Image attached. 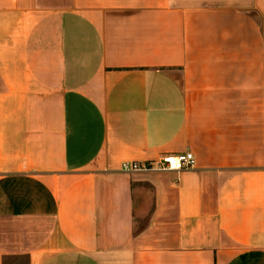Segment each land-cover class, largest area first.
I'll use <instances>...</instances> for the list:
<instances>
[{"label":"crops","instance_id":"crops-1","mask_svg":"<svg viewBox=\"0 0 264 264\" xmlns=\"http://www.w3.org/2000/svg\"><path fill=\"white\" fill-rule=\"evenodd\" d=\"M0 264H264V0H0Z\"/></svg>","mask_w":264,"mask_h":264},{"label":"built area","instance_id":"built-area-1","mask_svg":"<svg viewBox=\"0 0 264 264\" xmlns=\"http://www.w3.org/2000/svg\"><path fill=\"white\" fill-rule=\"evenodd\" d=\"M194 167L192 153L165 154L156 160L145 162L122 163L119 171L122 173H164L180 172Z\"/></svg>","mask_w":264,"mask_h":264}]
</instances>
